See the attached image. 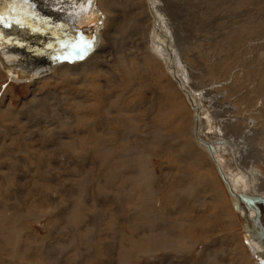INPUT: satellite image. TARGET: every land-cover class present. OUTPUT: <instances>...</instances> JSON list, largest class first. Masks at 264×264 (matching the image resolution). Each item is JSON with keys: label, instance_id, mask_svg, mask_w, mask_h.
<instances>
[{"label": "rangeland", "instance_id": "1", "mask_svg": "<svg viewBox=\"0 0 264 264\" xmlns=\"http://www.w3.org/2000/svg\"><path fill=\"white\" fill-rule=\"evenodd\" d=\"M30 1L0 0L25 24L0 25L25 44L0 47V264H252L204 142L264 187V0H116L140 18L111 44L99 0ZM77 31L93 51L55 60Z\"/></svg>", "mask_w": 264, "mask_h": 264}, {"label": "bare ground", "instance_id": "2", "mask_svg": "<svg viewBox=\"0 0 264 264\" xmlns=\"http://www.w3.org/2000/svg\"><path fill=\"white\" fill-rule=\"evenodd\" d=\"M125 1V0H124ZM171 1V0H170ZM30 2H32V1H30ZM119 2V1H118ZM168 2V1H167ZM173 2H174V0H173ZM172 2V3H173ZM241 2V1H240ZM169 3V2H168ZM168 3H166V5L168 4ZM29 4V3H28ZM125 4L126 3H124V4H121V3H117L116 2V0H99V5L100 6H102L103 7V9H106V10H108V11H110V12H114V11H118L119 12V10H118V8L117 7H119V6H121L122 8H123V6L125 7ZM171 4V3H170ZM29 5H31V4H29ZM181 5V4H180ZM179 5V6H180ZM196 5V4H195ZM27 5H24L23 6V9H24V11L26 12V13H28L27 11H29V9L26 7ZM169 6V5H168ZM182 6V5H181ZM197 6V5H196ZM92 7H94V9L95 10H97V7L95 6V5H92ZM171 7H169V9H170ZM200 8H201V6H200ZM178 9H179V7H178ZM171 10V9H170ZM173 10V9H172ZM171 10V11H172ZM124 11H126V10H124ZM124 11H123V13H124ZM174 11V10H173ZM176 11V10H175ZM127 12V11H126ZM133 12V11H132ZM131 13V12H130ZM173 13V12H172ZM172 13H170V14H172ZM177 13V12H176ZM115 14V13H114ZM127 14V13H126ZM130 15V14H129ZM175 15V14H174ZM40 16H42V15H40ZM28 19H31V17H30V15L29 16H26ZM42 17H44V16H42ZM76 17V16H75ZM111 17H113V16H111ZM138 17H139V14H137V21H134L133 23L131 22V20H129V16L127 15V17L126 18H122L121 16H120V12H119V16H117L116 15V17H114V18H110L109 19V21H108V24H107V26H108V28L107 29H105V33H104V40H105V43H110L111 44V42H113L114 43V37L116 36V33L118 34V35H121V36H123V34H125V30H128L129 28H130V30H131V34H130V37L132 36V33H133V30H136V28H134V26L132 25V24H134L135 22H136V24L138 25V21H139V19H138ZM36 18H38V17H36ZM136 18V17H135ZM140 18V17H139ZM157 18V20H158V17H156ZM176 18V17H175ZM77 19V18H76ZM179 19V18H178ZM71 20V19H70ZM83 20V19H82ZM173 20V19H172ZM33 21V20H32ZM183 23L185 22V21H182ZM190 22V21H189ZM104 23H106V22H104ZM179 23V22H178ZM82 24H84V23H82ZM176 24H177V22H176ZM180 24V23H179ZM181 25V24H180ZM88 26H89V24H88ZM87 26V27H88ZM139 26V25H138ZM85 27V26H84ZM84 27H82L83 29H84ZM87 27H86V29H87ZM127 27H129L128 29H127ZM104 28V27H103ZM89 29V28H88ZM87 29V30H88ZM138 29V28H137ZM162 29H165V28H162ZM129 30V31H130ZM84 31H85V29H84ZM136 32V31H135ZM167 33V34H166ZM78 34V31H77V33L75 34V35H77ZM136 34H137V32H136ZM74 35V36H75ZM163 35L164 36H166V37H169V35H168V32H165V33H163ZM86 39V38H85ZM103 40V39H102ZM123 40V39H122ZM128 40H129V38H128ZM119 41V40H118ZM100 42V41H99ZM122 42V41H121ZM105 43L103 44V45H105ZM135 43V42H134ZM133 43V44H134ZM98 42L95 44V46L97 47L98 46ZM103 47H105V46H103ZM93 48H95V47H93ZM99 48V47H98ZM167 49H168V51H170V59L172 60V59H174V55H173V53H172V51H171V47H170V42H169V40H168V43H167ZM97 54H99V53H95L94 55H92V58L90 59V63L91 64H93L92 63V61L94 60L93 58H95L96 56H97ZM12 55V54H11ZM9 58V57H8ZM17 59V58H16ZM4 60V59H3ZM2 61V60H1ZM95 61V60H94ZM97 61H99V59L98 60H96L94 63H96ZM10 62V61H9ZM90 63H88V64H83V66H84V68H83V73H85L86 75H87V73H89L90 71H91V69H92V67H91V65H90ZM96 65H98L99 66V64H96ZM82 66V65H81ZM76 67V66H75ZM100 67V66H99ZM56 68V67H55ZM63 69V68H62ZM64 69H65V66H64ZM60 70V69H59ZM65 71V70H64ZM164 71V70H163ZM49 72V71H48ZM48 72H47V74H48ZM93 72V71H92ZM97 72H99V71H97ZM90 74H91V72H90ZM77 74H72V76H76ZM65 76V74L64 75H61L59 78H63ZM88 76V75H87ZM176 77V76H175ZM58 78V79H59ZM65 78H66V76H65ZM71 79V78H70ZM177 80H178V83L180 84V87H181V89L185 92V89L186 88H184V85H183V82L181 81V80H179L178 78H177ZM101 85V84H100ZM95 91V90H94ZM108 92V91H107ZM49 93V92H48ZM109 93V92H108ZM192 93V92H191ZM169 94V93H168ZM145 96V95H144ZM193 97H195V98H197L198 99V97H199V95H194L193 93H192V98ZM189 99V98H188ZM190 100V99H189ZM86 101V100H85ZM190 102H191V104H192V106H197L196 104H195V102H194V98H193V100H190ZM245 104H246V102H245ZM75 105V104H74ZM77 106V105H76ZM84 108V107H83ZM197 108H198V110L200 111V107L199 106H197ZM46 109V108H45ZM201 112V111H200ZM124 113V112H123ZM68 114V113H67ZM150 114V113H149ZM197 116V115H196ZM199 124H200V120H199V123H198V126H197V124H196V128L198 129V127H199ZM167 125H168V123H167ZM52 126V125H51ZM76 128V127H75ZM126 129V128H125ZM78 130V129H77ZM83 130V129H82ZM78 132V131H77ZM143 136V135H142ZM222 136V135H221ZM202 140V139H201ZM211 140H214V138H211L209 141H211ZM216 140H226V142H214V144H217L216 146H217V152H214V157L216 158V160L219 162V164L221 165V167H222V169H223V171H224V173L226 174V177H227V179L229 180V182H230V184H231V186H232V189L235 191V192H238V193H240V192H242V193H244V194H247V195H259V196H261V197H264V191H261V190H263V188H262V186L260 185V186H256V184H258L257 183V180L258 179H260L261 180V178L258 176V175H256L257 173H258V171H251L252 169H251V166H252V164H250V165H248L247 166V168L248 169H246V170H250L249 171V173H248V175L245 173V172H241V171H235L234 169L233 170H231L230 171V169L228 168L227 169V167L225 166V164H224V162H222V160H223V156H225V155H227L228 154V150L226 149V147H224V145H228L229 147H231L232 149L233 148H235L234 147V143L233 142H231V141H229V140H227V139H225L224 137L223 138H221V139H216ZM159 141V146H161L162 145V142H163V140H158ZM203 141V140H202ZM148 142V141H147ZM204 142V141H203ZM207 142V141H206ZM206 142H204V144L206 143ZM254 142V141H253ZM154 144V142L153 141H151L148 145H146L145 144V153L146 152H148V154L150 155V153L152 152L150 149H152L153 148V144ZM220 144H223V145H220ZM254 144V143H253ZM206 145V144H205ZM207 146V145H206ZM238 146V145H237ZM253 146V145H252ZM215 147V146H214ZM186 148V147H185ZM182 149V148H181ZM238 150V149H237ZM209 151V150H208ZM215 151H216V148H215ZM142 153V152H141ZM186 153V152H185ZM209 156H211V157H209V159L211 158L212 159V161L213 162H215V164H216V166H217V168H218V164L216 163V161H215V159L213 158V156L211 155V153L209 152ZM246 155V154H245ZM152 156V155H151ZM147 157L148 156H146L145 158L144 157H141V158H143V165H142V163H139V165H140V170H138L139 171V173L142 175V174H144V175H148L149 174V171H148V173L147 172H145V169L147 170V168H146V162H147ZM190 157H191V155H190ZM136 161V160H135ZM253 162V161H252ZM256 163V162H255ZM244 163H242V165H243ZM240 165V164H239ZM255 169V168H254ZM150 170V169H149ZM218 171H219V168H218ZM259 171H260V169H259ZM187 173V172H186ZM219 174H220V171H219ZM124 175V174H123ZM138 175V174H137ZM150 175V174H149ZM220 176H221V174H220ZM221 178H222V176H221ZM145 180V179H144ZM184 181L186 180V179H183ZM259 180V181H260ZM140 181V180H139ZM138 181V182H139ZM145 181H147V180H145ZM128 182V181H127ZM136 182V181H135ZM137 182V183H138ZM142 182H143V180H142ZM252 182H254V183H252ZM264 182V181H263ZM134 183V182H133ZM150 184V183H149ZM260 184H262V181H260ZM124 185V184H123ZM262 185H264V184H262ZM185 188V187H184ZM197 188V187H196ZM180 189H182V188H180ZM186 189V188H185ZM133 191H134V189H133ZM260 191V192H259ZM229 192V191H228ZM259 192V193H258ZM140 193V192H139ZM140 195V194H139ZM229 195H230V197H231V199H232V203H233V206H234V208H235V211H236V213H237V216H238V220H239V222H240V224L242 225V227H243V231H244V234H246V231H247V229H246V225H245V220L246 221H248L249 220V218H252V217H255V216H250V215H254V214H256V212H255V210L254 209H252V208H247L245 205H240V206H238V204H239V200H238V198H237V196H233V195H231L230 193H229ZM176 200H179L178 198H176ZM233 208V209H234ZM264 208V205H260V209H263ZM110 209V208H109ZM117 210V209H116ZM118 212V211H117ZM233 236V235H232ZM246 238V237H245ZM253 239H255L254 237H252ZM233 239V238H232ZM236 240V239H235ZM254 242H256V243H258L260 246H264V244H261L259 241H257L256 239L254 240ZM197 244V243H196ZM191 245V244H190ZM250 248H252V251H253V254L254 255H259L260 253L259 252H256L255 250H254V247H253V244L252 243H250V246H249ZM256 247V246H255ZM244 249V248H243ZM264 251V249L262 250V252ZM234 258V257H233ZM250 261H251V263L252 264H256L255 263V261H254V259L253 258H251L250 259Z\"/></svg>", "mask_w": 264, "mask_h": 264}, {"label": "snow or ice", "instance_id": "3", "mask_svg": "<svg viewBox=\"0 0 264 264\" xmlns=\"http://www.w3.org/2000/svg\"><path fill=\"white\" fill-rule=\"evenodd\" d=\"M20 2H30V0H20ZM13 24L19 25L21 28L25 27V24L15 18H9L5 16L3 12H0V25L4 28H11ZM34 31H39V29H33ZM84 33H78L79 42H76V39L66 40L64 38H58V46L61 50V53L54 57L55 60H82L85 56L93 51V41L94 37H87L85 39ZM5 43L12 44L16 47H25V44L20 42L19 40H15L11 37L6 39V35L3 32H0V47H3ZM49 48H52L53 45L49 44Z\"/></svg>", "mask_w": 264, "mask_h": 264}, {"label": "water", "instance_id": "4", "mask_svg": "<svg viewBox=\"0 0 264 264\" xmlns=\"http://www.w3.org/2000/svg\"><path fill=\"white\" fill-rule=\"evenodd\" d=\"M185 94L190 100H193L192 93L189 90L185 89ZM199 120H200V111L198 110L197 117H196L197 126H198ZM214 142H226V140L214 139L211 141H207L205 144L207 145L209 152L211 153L216 163L218 164V168L222 176L223 182L225 186L227 187L229 193L233 196L234 195L237 196L239 200L238 206L245 205L247 208H252L256 212L255 217L249 218L248 221L245 220V225L247 229L246 235H248L249 237H254L261 244H264V222L261 219L262 214H261V209H260V205L261 204L264 205V197H261L259 195H247L242 192L238 193L232 189V186L229 180L227 179L226 174L224 173L221 165L219 164V162L216 160V158L213 155L215 152ZM256 256H258V254ZM261 259L264 260V257H261Z\"/></svg>", "mask_w": 264, "mask_h": 264}, {"label": "flooded vegetation", "instance_id": "5", "mask_svg": "<svg viewBox=\"0 0 264 264\" xmlns=\"http://www.w3.org/2000/svg\"><path fill=\"white\" fill-rule=\"evenodd\" d=\"M58 41V40H57ZM49 42V41H48ZM47 42V43H48ZM55 44H56V42L53 44V47L52 48H45L46 49V51H48V53H47V56H50V55H52V54H49V51L52 49L53 51H54V48H55ZM39 52V56L40 57H43V53L44 52H40V51H38ZM261 219H262V221L264 222V208L263 209H261ZM250 216H256V214H252V215H250ZM246 237H247V243H248V246H250V243H252L253 244V247H254V250L256 251V252H259L260 254L258 255V257H264V251L262 252V250L264 249V246H260L258 243H256V242H254V240L255 239H253L252 237H249L248 235H245ZM256 246V247H255ZM250 248V247H249ZM251 250V253H252V256H253V258L255 259V256H254V254H253V251H252V248H250ZM255 261V260H254ZM255 263H256V261H255ZM257 264V263H256Z\"/></svg>", "mask_w": 264, "mask_h": 264}, {"label": "crops", "instance_id": "6", "mask_svg": "<svg viewBox=\"0 0 264 264\" xmlns=\"http://www.w3.org/2000/svg\"><path fill=\"white\" fill-rule=\"evenodd\" d=\"M75 30H76V27H75ZM225 139H226V138H225ZM237 149H238V150L240 149V146H239V145L237 146Z\"/></svg>", "mask_w": 264, "mask_h": 264}]
</instances>
